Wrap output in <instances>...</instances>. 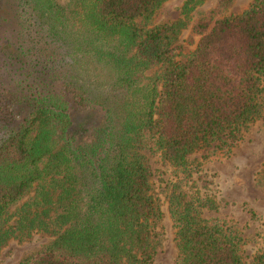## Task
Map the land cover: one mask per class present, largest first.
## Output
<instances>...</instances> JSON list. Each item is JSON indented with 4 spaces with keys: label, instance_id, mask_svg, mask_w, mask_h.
<instances>
[{
    "label": "trees",
    "instance_id": "trees-1",
    "mask_svg": "<svg viewBox=\"0 0 264 264\" xmlns=\"http://www.w3.org/2000/svg\"><path fill=\"white\" fill-rule=\"evenodd\" d=\"M164 1L6 0L0 249L47 237L12 264H156L153 155L172 173L159 188L173 264H242L234 223L203 215L220 200L190 155L228 153L264 118V0L227 15L233 0H183L179 18L152 25Z\"/></svg>",
    "mask_w": 264,
    "mask_h": 264
},
{
    "label": "rangeland",
    "instance_id": "rangeland-1",
    "mask_svg": "<svg viewBox=\"0 0 264 264\" xmlns=\"http://www.w3.org/2000/svg\"><path fill=\"white\" fill-rule=\"evenodd\" d=\"M183 0H165L152 17L151 24L169 22L179 18V8ZM252 0H233L226 7L224 14L238 13ZM215 0H204L201 8L211 6ZM6 0H0V13L4 12ZM5 14V13H3ZM189 26L181 29L176 44L182 53L194 47L189 44ZM195 41V40H194ZM264 116V114H263ZM199 149L190 155L201 165L202 173L212 183L206 192L219 201L218 209L204 211L205 217L229 219L239 230L244 239L242 250V264H248L250 257L256 252L264 253V118L250 123L242 133L241 139L228 153L216 151L207 154ZM205 156V157H203ZM148 163L153 171L155 191L159 197L161 219L157 229L162 232L161 246L155 255L156 264H173L176 256L174 227L166 208L164 192L159 188L164 181L172 176L168 165L161 164L155 155L150 156ZM253 212L250 216L247 210ZM47 240L46 236L33 234L26 240L17 242L9 240L0 249V264H12L23 255L31 252Z\"/></svg>",
    "mask_w": 264,
    "mask_h": 264
}]
</instances>
